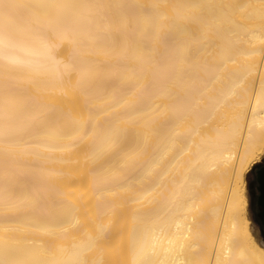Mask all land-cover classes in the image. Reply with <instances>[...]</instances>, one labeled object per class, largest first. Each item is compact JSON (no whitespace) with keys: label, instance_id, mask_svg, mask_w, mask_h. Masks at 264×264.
Masks as SVG:
<instances>
[{"label":"bare ground","instance_id":"bare-ground-1","mask_svg":"<svg viewBox=\"0 0 264 264\" xmlns=\"http://www.w3.org/2000/svg\"><path fill=\"white\" fill-rule=\"evenodd\" d=\"M264 0H0V264H264Z\"/></svg>","mask_w":264,"mask_h":264},{"label":"rangeland","instance_id":"rangeland-1","mask_svg":"<svg viewBox=\"0 0 264 264\" xmlns=\"http://www.w3.org/2000/svg\"><path fill=\"white\" fill-rule=\"evenodd\" d=\"M262 163H264V158L260 163L256 164L255 166L251 168L250 172L248 173L246 177V181H247V193H248V210H249V217L251 220V224H252L253 229L255 230L259 238L261 239V241L264 243V236L261 232L262 226L260 223V217L256 214V212L253 210L251 206V194H250V185L255 179L254 169L257 166L261 165Z\"/></svg>","mask_w":264,"mask_h":264},{"label":"water","instance_id":"water-1","mask_svg":"<svg viewBox=\"0 0 264 264\" xmlns=\"http://www.w3.org/2000/svg\"><path fill=\"white\" fill-rule=\"evenodd\" d=\"M256 182L258 184V200L257 205L260 208V211L258 212V216L260 217V223H261V232L264 236V166L259 168V170L256 173Z\"/></svg>","mask_w":264,"mask_h":264},{"label":"flooded vegetation","instance_id":"flooded-vegetation-1","mask_svg":"<svg viewBox=\"0 0 264 264\" xmlns=\"http://www.w3.org/2000/svg\"><path fill=\"white\" fill-rule=\"evenodd\" d=\"M262 166H264V163H262L261 165L257 166L254 169L255 179L250 185L251 206H252L253 210L256 212L257 215H258V212L260 211V208L257 205L259 191H258V184L256 182V173L259 170V168H261Z\"/></svg>","mask_w":264,"mask_h":264}]
</instances>
